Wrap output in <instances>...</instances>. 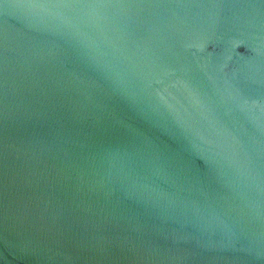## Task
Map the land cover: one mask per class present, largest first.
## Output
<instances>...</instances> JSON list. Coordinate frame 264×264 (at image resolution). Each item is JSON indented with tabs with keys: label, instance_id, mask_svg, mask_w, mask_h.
Returning a JSON list of instances; mask_svg holds the SVG:
<instances>
[{
	"label": "water",
	"instance_id": "1",
	"mask_svg": "<svg viewBox=\"0 0 264 264\" xmlns=\"http://www.w3.org/2000/svg\"><path fill=\"white\" fill-rule=\"evenodd\" d=\"M0 264H264V0H0Z\"/></svg>",
	"mask_w": 264,
	"mask_h": 264
}]
</instances>
